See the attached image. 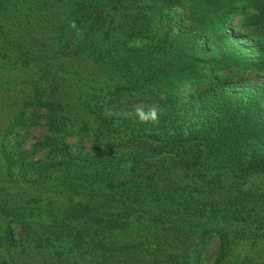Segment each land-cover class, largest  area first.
<instances>
[{
	"label": "trees",
	"instance_id": "16d2710c",
	"mask_svg": "<svg viewBox=\"0 0 264 264\" xmlns=\"http://www.w3.org/2000/svg\"><path fill=\"white\" fill-rule=\"evenodd\" d=\"M0 72L4 174L32 192L1 215L30 228L21 210L33 206L74 249L143 264H201L211 239L210 264L255 260L264 191L250 183L264 175V79L246 75L264 74V0H0ZM152 107L163 109L157 122L137 117ZM30 124L47 134L28 154L9 150ZM65 138L89 146L72 152ZM41 151L60 164L27 163ZM72 167L86 170L76 190L87 198L60 200L47 172ZM11 229L0 247L12 246ZM113 232L134 240L107 242ZM24 239L49 238L27 230Z\"/></svg>",
	"mask_w": 264,
	"mask_h": 264
},
{
	"label": "rangeland",
	"instance_id": "374dc122",
	"mask_svg": "<svg viewBox=\"0 0 264 264\" xmlns=\"http://www.w3.org/2000/svg\"><path fill=\"white\" fill-rule=\"evenodd\" d=\"M238 18L234 17L230 24L238 25ZM247 28L244 25H240L237 28V33L240 31H245ZM21 50L24 48L21 47ZM20 58H24L21 56ZM13 77H17L16 71L12 72ZM264 79V74H251L248 73L246 75V80L250 82H260ZM2 80L1 72H0V81ZM22 81V80H20ZM79 84V83H78ZM4 121L0 119V130L4 127ZM45 127L42 125H33L30 124L24 131L19 133L20 137H17L15 142L13 139L8 138L7 146L8 149H16L18 148L25 153H29L33 148V144L36 140H41L44 135L47 133L45 132ZM1 132H0V145H1ZM70 144V150L72 152H80L83 153L87 150L89 143L87 138H83L82 142L77 141L75 138H65ZM1 147V146H0ZM26 159L28 160L27 163H37L38 165H42L47 162L51 163H59L58 158L55 156L52 160L48 155H45V152H36L31 155H26ZM60 164V163H59ZM60 168L63 165H59ZM30 168L28 167V170ZM85 169H81L80 167H72V169L65 170L63 169H56L55 172H51V170L47 172L49 174V178L46 179L47 186L51 191L53 196H58L60 200L66 199H80L83 195L81 190L78 187L85 186L88 182L81 181L77 177L79 176L80 172H85ZM30 170L26 174V178L35 177ZM14 178H8L4 174L3 162L0 152V205L4 206L5 209H10V207L15 208L16 205H19L20 199L26 198L25 202H28L32 197V192L28 189L30 184H23L21 181H14L19 179L18 177L14 176ZM53 179V181H52ZM250 185L252 187H256L262 191H264V175H258L251 180ZM77 192L78 194L75 196ZM87 198V197H82ZM32 204V202H31ZM14 210V211H15ZM56 210L48 209L45 211L47 215L49 213H54ZM22 217L30 221V228L25 229L15 222L16 218L13 216H3L0 214V237L3 236V229L6 224L10 225L12 228L10 230V242L12 246L8 247L3 241L1 245H6L0 247V259L6 257V259H12L14 264H143L145 261L139 258V255L127 256V257H117L114 255L108 254H101L96 251H89L85 249H74L71 242L64 237L56 238L54 233L51 231L53 227H43L41 226L40 222L42 218L34 215L37 213L33 206L25 207L21 210ZM49 222L53 221V216L45 217ZM52 226V224H51ZM31 231V233H35L38 236H47L48 243L45 240L40 241L41 246L36 247L33 242L31 245L27 243L24 239L26 231ZM45 234V235H44ZM32 235V234H31ZM105 235V236H104ZM135 233L129 232H113L111 234H103V237L107 242L111 243H119L123 241H132L134 240ZM217 248V240L211 239L207 244L204 253L202 254L201 264H210L211 257L213 253L216 252ZM158 252H162L163 249L159 248ZM152 255H148L145 260H150ZM255 260L250 261L246 264H264V247L261 248L257 255H254ZM160 262V261H159ZM158 263V262H157ZM152 263V264H157ZM221 264H240L239 260L235 258H229L223 261Z\"/></svg>",
	"mask_w": 264,
	"mask_h": 264
},
{
	"label": "clouds",
	"instance_id": "9594fccd",
	"mask_svg": "<svg viewBox=\"0 0 264 264\" xmlns=\"http://www.w3.org/2000/svg\"><path fill=\"white\" fill-rule=\"evenodd\" d=\"M163 109L159 107H152L149 111L145 112L143 109L137 108L136 115L141 121H152L157 122L159 114L162 113Z\"/></svg>",
	"mask_w": 264,
	"mask_h": 264
}]
</instances>
